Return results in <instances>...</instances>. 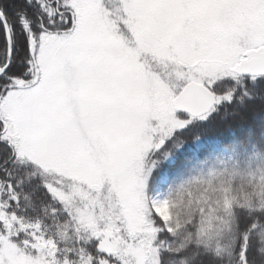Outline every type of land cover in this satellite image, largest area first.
I'll return each mask as SVG.
<instances>
[{
	"label": "snow or ice",
	"instance_id": "snow-or-ice-1",
	"mask_svg": "<svg viewBox=\"0 0 264 264\" xmlns=\"http://www.w3.org/2000/svg\"><path fill=\"white\" fill-rule=\"evenodd\" d=\"M7 3L0 0V249L14 245L25 254L28 249L32 255L38 252V226L21 230L22 213L28 212L22 205L27 199L19 175L23 170L60 174L54 170L78 161L100 169L103 177L118 143L132 130L148 141L136 182L145 219L155 229L146 238L155 249V264H163L166 252L180 256L157 244L159 233L171 235L172 229L154 211L164 202L149 203L146 191L153 175L165 179L166 164L157 168L154 159L147 167V161L165 153L171 154L167 164L173 163L189 146L179 138L206 124L237 100L238 93L252 99L247 83L264 81V72L257 75L244 64L239 73L205 77L159 53L171 52V40L199 36L235 48L238 61H248L253 53L264 56V0H117L116 8L108 6L111 0H19L11 14ZM149 56L171 63L177 83L169 85L159 74L146 73ZM237 75L243 78L239 84ZM228 81L232 86L222 89ZM197 88L204 100L192 108L187 98ZM196 141L191 145L195 158L220 145L199 142L198 136ZM41 187L50 200L61 202L55 185ZM113 202L119 215L115 193ZM107 227V221L98 225L93 251L81 247L72 259L78 245L74 242L73 249L54 256H63L64 264H123L120 253L105 245ZM111 228L109 243L126 231L122 217L113 218ZM250 238L246 231L240 264H249ZM133 239L141 237L127 242ZM0 264H8L7 259L0 256Z\"/></svg>",
	"mask_w": 264,
	"mask_h": 264
},
{
	"label": "trees",
	"instance_id": "trees-1",
	"mask_svg": "<svg viewBox=\"0 0 264 264\" xmlns=\"http://www.w3.org/2000/svg\"><path fill=\"white\" fill-rule=\"evenodd\" d=\"M18 2L8 0L9 14ZM108 6L118 7L117 0ZM242 79L237 75V84ZM225 86H232V81L222 89ZM247 90L252 99L239 98L238 93L237 100L221 107L206 124L181 136L189 146L173 163L167 164L171 154L158 155L157 168L160 162L166 164L165 179L153 175L148 193L166 198L171 215L165 225L172 234L160 232L157 243L182 253L166 252L163 264H240L246 231L251 232L249 264H264V81L247 83ZM197 136L199 142L220 145L195 158L191 145ZM29 182L22 186L27 197L22 205L28 208L22 216L44 219L41 206L51 200L40 180Z\"/></svg>",
	"mask_w": 264,
	"mask_h": 264
},
{
	"label": "rangeland",
	"instance_id": "rangeland-1",
	"mask_svg": "<svg viewBox=\"0 0 264 264\" xmlns=\"http://www.w3.org/2000/svg\"><path fill=\"white\" fill-rule=\"evenodd\" d=\"M168 44L171 46V52L159 54L169 60L177 58L176 63L187 65L190 71L200 76L218 78L228 75L244 62L235 60L237 51L235 48L226 46L218 39L192 36L171 40ZM256 56L257 54L253 53L250 58ZM145 72L159 74L169 85L177 83L173 65L153 60L151 56L145 61ZM161 110L165 113L166 105L162 104ZM147 147V139H139L135 132L130 130L118 143L113 156L107 162L106 175L103 177L100 169L78 161L61 165L59 169L54 170L60 174L42 175L31 167L23 170L20 173L23 184L26 181L31 183L40 180L42 184L55 185L56 197L61 202L51 200L49 205H42L44 219L37 217L36 214L22 216V231L38 226L40 239L37 241L36 255H32L31 249L25 254L23 249L18 250L14 245H6L0 249V256L5 257L8 264H64L63 256L56 257L55 252L71 250L74 248V242H78L75 255L72 257L76 259L81 247L91 251L93 236L100 234L98 225H103L107 221L108 227L104 235L108 234V237H111L113 218L119 220L122 217L126 231L111 240L113 252L120 253L123 264H155V249L146 239L154 235L155 229L145 219V201L141 195L142 189L136 182V174L144 163L140 157L146 152ZM158 157H150L147 167H151L152 160H157ZM104 180H107L111 187L104 184ZM148 187L146 196L149 203L155 200L164 202L156 206L154 211L167 223L171 214L166 198L149 195ZM113 193L120 204L119 215L113 211L115 207ZM66 212L70 215H66ZM122 236L124 239H121ZM129 237L141 239L138 241L133 239L128 243ZM133 244L136 246L133 247Z\"/></svg>",
	"mask_w": 264,
	"mask_h": 264
},
{
	"label": "water",
	"instance_id": "water-1",
	"mask_svg": "<svg viewBox=\"0 0 264 264\" xmlns=\"http://www.w3.org/2000/svg\"><path fill=\"white\" fill-rule=\"evenodd\" d=\"M248 65V71L255 72L259 75L261 72H264V56H260L257 54L256 57L250 58L248 61L242 62L236 69L235 72L239 73L242 65ZM204 97L202 95L201 90L194 89L193 92L187 98V106L192 108H198L203 104ZM105 245L110 250L113 251L112 244L108 242V234H105Z\"/></svg>",
	"mask_w": 264,
	"mask_h": 264
}]
</instances>
